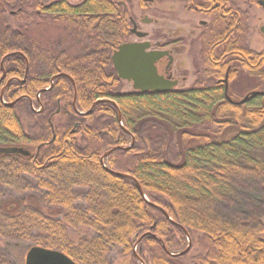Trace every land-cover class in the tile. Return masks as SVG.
<instances>
[{"label":"trees","instance_id":"1","mask_svg":"<svg viewBox=\"0 0 264 264\" xmlns=\"http://www.w3.org/2000/svg\"><path fill=\"white\" fill-rule=\"evenodd\" d=\"M198 2L209 21L196 79L155 93L122 92L112 66L113 50L131 36L127 0H0V63L8 77L24 59L29 68L23 86L6 89L13 104L0 100V145L32 152L0 153V264H18L11 248L22 246L25 258L33 245L77 264H186L194 248L189 264H264V95L234 104L219 81L230 66L233 100L250 92L233 98L239 71L264 91V48H249L248 11L235 0ZM36 58L69 75L44 93L38 132L29 98L19 96L33 98L48 82L30 71ZM58 100L63 115L51 130ZM53 134L35 155V142ZM173 135L180 151L170 162L164 147Z\"/></svg>","mask_w":264,"mask_h":264},{"label":"rangeland","instance_id":"2","mask_svg":"<svg viewBox=\"0 0 264 264\" xmlns=\"http://www.w3.org/2000/svg\"><path fill=\"white\" fill-rule=\"evenodd\" d=\"M39 1L48 4L55 0ZM67 1L71 4H76L79 0ZM239 4L241 8L248 11L249 31L247 43L251 49L261 51L264 48V33L260 31V27L264 26V10L256 4H247L244 1H239ZM127 5L137 21L138 28L148 34L146 40L151 42L153 48L168 49L173 56L169 71L178 80V84L174 88H188L196 79L198 71V35L202 30L200 23L201 21H207L208 17L188 9L184 0H153L151 3H145L144 6H141L139 0H127ZM145 15L152 18L153 22L150 24L141 23L139 20ZM129 39L136 40V37L131 35ZM166 64L167 60L164 58L159 62L158 69L160 72L165 69ZM256 83V80L239 71L231 83L233 98H239L245 91H262L255 90L254 86H256ZM121 90L122 92L132 91V84L124 81ZM259 101L260 98H257L256 102ZM22 120L25 121L24 117ZM166 141L164 147L166 159L170 162H175V158H178V152L180 151L177 136L173 135L167 138ZM261 220L264 224V215ZM23 247L27 246L23 245ZM11 250L16 258L19 257L20 264H24V256H21L24 251L22 246H14ZM198 254L199 251L194 248L185 258V263L189 264L191 259ZM112 262L117 263V260L113 259Z\"/></svg>","mask_w":264,"mask_h":264},{"label":"water","instance_id":"3","mask_svg":"<svg viewBox=\"0 0 264 264\" xmlns=\"http://www.w3.org/2000/svg\"><path fill=\"white\" fill-rule=\"evenodd\" d=\"M145 3H150L153 0H142ZM258 4L264 8V0H258ZM152 18L147 15L141 18V22L144 24L152 23ZM133 27L131 28V33L136 37V40L126 41L117 46L113 50L111 55L112 66L117 76L122 81L130 82L132 88L137 91L142 92H166L174 89L178 84V80L171 79V77L159 74L157 68V62L166 57L167 64L165 66V71L168 70L173 62V56L166 49H156L153 48L151 42L146 40L147 33L139 31L137 29V24L131 18ZM260 31L264 33V26L260 27ZM224 84V96L225 99L234 104H243L250 95H264V91H250L243 98L239 100H233L228 95V80L227 74L219 80ZM11 105L12 103H5ZM89 112V111H87ZM83 112V113H87ZM0 152L3 153H21L28 154L27 151L22 148L17 147H0ZM107 154V153H106ZM105 154V155H106ZM137 185V189L143 197L144 194L141 191V187ZM190 244L177 253L180 255L185 253L189 249ZM24 264H77L69 256L64 254L60 250L49 249L42 246L33 245L30 246L26 252L24 258Z\"/></svg>","mask_w":264,"mask_h":264},{"label":"flooded vegetation","instance_id":"4","mask_svg":"<svg viewBox=\"0 0 264 264\" xmlns=\"http://www.w3.org/2000/svg\"><path fill=\"white\" fill-rule=\"evenodd\" d=\"M56 1V0H55ZM65 1H67V0H65ZM199 0H184V2H185V6L187 5V8L188 9H191V10H193L195 13H197V14H200V15H205V16H207V13H208V7H206V3H204V2H198ZM237 3H238V6L239 7H241L240 6V4H239V1H243V0H235ZM52 2H54V1H51V2H49L48 4H45V5H47V6H49ZM68 2V1H67ZM79 2H81V0H79L78 1V3ZM245 2V1H244ZM69 3V2H68ZM78 3H76V4H78ZM151 3V2H150ZM69 4H71V3H69ZM71 5H75V4H71ZM256 5H258L260 8H262L259 4H258V2H257V4ZM220 6V4H219V1H214L211 5H210V7L211 8H214V7H219ZM263 10H264V8H262ZM208 17V16H207ZM131 18L135 21V23L137 24V21L134 19V17H133V15L130 17V21H131ZM142 18V17H141ZM141 18H140V22H141ZM209 21V18H208V20L207 21H201V23H200V27L201 28H203L206 24H207V22ZM152 22H153V20H152ZM142 23V22H141ZM131 24H132V22H131ZM133 27V24H132V26L130 27V29H129V31L131 30V28ZM137 29L139 30V31H141L139 28H138V24H137ZM201 32V31H200ZM130 33H131V31H130ZM200 34V33H199ZM131 35H133L132 33H131ZM134 36V35H133ZM147 36H148V34H147ZM146 36V37H147ZM198 39H199V35H198ZM128 41H132V40H128ZM248 44V43H247ZM152 45V44H151ZM249 46V45H248ZM153 47V46H152ZM250 48V47H249ZM251 49V48H250ZM166 50H168V49H166ZM253 50V49H252ZM169 51V50H168ZM170 52V51H169ZM163 59V58H162ZM162 59H160L158 62H157V68L159 67V62L162 60ZM164 59H166L167 60V58L166 57H164ZM0 67H1V70H0V100H1V102L3 103V104H5V103H9V102H6L5 100H4V96H5V92H6V89H7V87H8V85L11 83V82H18L19 83V85L20 86H23L25 83H26V79H27V76H28V72H29V68H28V61H27V59H24V68L22 69V71H18V73H17V75H14V76H7V73L5 72V69H4V64H3V61H1V63H0ZM170 68L171 67H169L168 68V70L167 71H165V69L162 71V72H160L159 71V69H158V72H159V74H163V75H165V76H170L171 77V79H175L173 76H172V74H171V72L169 71L170 70ZM229 68H230V66H228L227 67V69H226V72H225V74H227V80H228V71H229ZM31 72H33V74H35V76L37 75V76H40V77H44V76H46L47 77V79H46V81H48L47 82V84L46 85H43L39 90L37 89V92H35V94H34V97L32 98V97H28V94H24L23 92L25 91V90H21V91H19V96L20 97H24V98H29V108H30V112L32 113V115H33V118L31 117V121L33 122V127H34V129H35V131H41V129H39L38 128V126H35V121H36V119L40 116V115H42L44 112H45V110H46V108L48 107L47 106V104H48V101L46 100V99H44V93H46V92H49L50 91V89L53 87V85L55 84V82L58 80V78L61 76V77H65L64 75H67V76H69L65 71H61V70H59V69H57V71L54 73V72H52V71H48L47 70V67H46V65H45V63L39 58V59H35L34 60V65H33V67H32V69L30 70ZM169 71V72H168ZM49 73V74H48ZM225 74H224V76H225ZM36 78L34 77V80H35ZM30 80H31V77H30ZM33 80V81H34ZM37 84H36V82H35V86H36ZM18 96V97H19ZM58 102V104H57V106L55 107V109L54 110H51L50 111V113L48 114V116H47V121H48V123H49V125H50V122L51 121H53V119L55 118V117H58V116H61V115H63V114H61V106H60V104H61V101L60 100H58L57 101ZM10 103H12L13 104V102L12 101H10ZM11 104V105H12ZM15 112H17L19 115H22V118L23 117H25V114L23 113V111L19 108V107H17V109L15 108ZM20 118H21V116H20ZM63 123H66L65 122V119L63 120ZM50 128H51V125H50ZM65 128H66V124H65ZM51 130H52V128H51ZM73 130H74V128L72 129V132H73ZM40 133V132H39ZM38 134V133H37ZM53 138H54V134L52 135V139H50L49 141H42V142H35V146H34V154L36 155L37 154V152L39 151V149L40 148H42V147H45V146H47V145H49V144H51L52 143V140H53ZM67 143H69V140L67 141ZM0 147H13L12 145H9V146H2V145H0ZM18 148V147H17ZM27 148H30V147H27ZM22 149H24V148H22ZM24 150H26L27 152H28V154H22V156L23 157H25V158H29L31 155H32V152H31V150H28V149H24ZM0 153H3V152H0ZM16 153H18V152H16ZM3 154H5V155H9V154H12V153H8V154H6V153H3ZM14 154V153H13ZM21 154V153H20Z\"/></svg>","mask_w":264,"mask_h":264}]
</instances>
